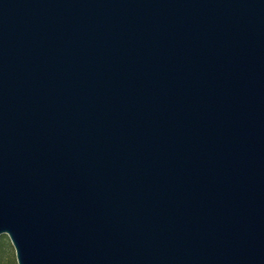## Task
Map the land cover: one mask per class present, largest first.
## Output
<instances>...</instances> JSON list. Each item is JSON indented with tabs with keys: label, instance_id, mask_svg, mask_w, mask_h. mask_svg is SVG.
<instances>
[{
	"label": "water",
	"instance_id": "95a60500",
	"mask_svg": "<svg viewBox=\"0 0 264 264\" xmlns=\"http://www.w3.org/2000/svg\"><path fill=\"white\" fill-rule=\"evenodd\" d=\"M17 264H264V0H0V235Z\"/></svg>",
	"mask_w": 264,
	"mask_h": 264
},
{
	"label": "trees",
	"instance_id": "16d2710c",
	"mask_svg": "<svg viewBox=\"0 0 264 264\" xmlns=\"http://www.w3.org/2000/svg\"><path fill=\"white\" fill-rule=\"evenodd\" d=\"M3 237V239H6L7 242L3 246L0 244V264H17L12 245L7 235H3ZM6 251L9 253L8 256H6Z\"/></svg>",
	"mask_w": 264,
	"mask_h": 264
},
{
	"label": "rangeland",
	"instance_id": "374dc122",
	"mask_svg": "<svg viewBox=\"0 0 264 264\" xmlns=\"http://www.w3.org/2000/svg\"><path fill=\"white\" fill-rule=\"evenodd\" d=\"M3 235H6V234L0 235V244H1V246L5 245V243L7 242L6 239H3L4 238ZM8 239H9V241L11 243V240H10L9 237H8ZM11 245H12V243H11ZM12 248H13V252H14V256H15V260H16L15 249H14L13 245H12ZM8 254H9L8 251H6V256H8ZM16 263H17V260H16Z\"/></svg>",
	"mask_w": 264,
	"mask_h": 264
}]
</instances>
